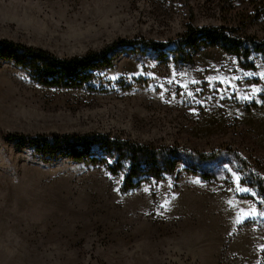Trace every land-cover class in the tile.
Here are the masks:
<instances>
[{"label":"rangeland","instance_id":"374dc122","mask_svg":"<svg viewBox=\"0 0 264 264\" xmlns=\"http://www.w3.org/2000/svg\"><path fill=\"white\" fill-rule=\"evenodd\" d=\"M188 24L264 39V0H0V40L57 57L166 41ZM165 51L115 47L71 88L42 86L0 55V264H264V187L252 176L264 179V60L247 67L203 47L184 64ZM9 133H104L218 156L126 188L125 168L44 158Z\"/></svg>","mask_w":264,"mask_h":264},{"label":"trees","instance_id":"16d2710c","mask_svg":"<svg viewBox=\"0 0 264 264\" xmlns=\"http://www.w3.org/2000/svg\"><path fill=\"white\" fill-rule=\"evenodd\" d=\"M139 45L151 48H166L164 54H172L174 61L189 64L193 54L203 47H218L223 51L248 62L254 53L264 60V39H258L245 33H238L226 25L194 26L188 24L186 30L166 41H157L135 37L118 38L101 51L87 52L81 56L57 57L46 50L26 46L6 39L0 40V55L9 57L16 64L27 66L31 77L45 87H78L94 77L95 71L109 66L112 57L108 54L118 46ZM8 139L33 148L34 152L45 158L47 155H63L74 161L87 160L93 164L102 163L112 173L126 169L124 186L131 188L148 178H161L172 172L179 162H207L216 156L214 153L187 151L178 147L152 146L112 137L104 133H51V134H6ZM110 159V160H109ZM200 161V162H199ZM197 164V163H196ZM196 166V165H195ZM203 178L209 177L205 168H200ZM259 190L264 187V179L253 175Z\"/></svg>","mask_w":264,"mask_h":264},{"label":"snow or ice","instance_id":"6c2138e0","mask_svg":"<svg viewBox=\"0 0 264 264\" xmlns=\"http://www.w3.org/2000/svg\"><path fill=\"white\" fill-rule=\"evenodd\" d=\"M237 180H239V177H237ZM244 190H247V189H244Z\"/></svg>","mask_w":264,"mask_h":264}]
</instances>
